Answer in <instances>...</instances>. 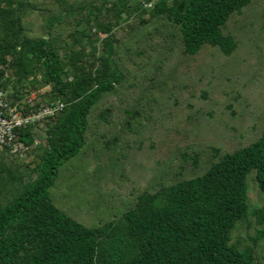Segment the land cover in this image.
Returning <instances> with one entry per match:
<instances>
[{"label": "trees", "instance_id": "16d2710c", "mask_svg": "<svg viewBox=\"0 0 264 264\" xmlns=\"http://www.w3.org/2000/svg\"><path fill=\"white\" fill-rule=\"evenodd\" d=\"M253 1L0 0V90L13 104L37 92L25 105L31 111L48 102L66 104L45 121L42 143L35 145L34 127L21 135L31 146L28 156L36 154L35 178L16 179L5 162L8 153L0 151V184L18 181V189L0 202V264H264L256 250L264 241V207H254L249 193L254 173L264 194V128L257 141L221 155L205 173L160 183L121 218L100 227L73 218L50 192L61 169L86 148L92 113L126 81L136 80L122 67L123 43L138 46L136 54L127 46L129 57L172 51L178 42L188 56L206 45L231 55L237 42L223 29ZM119 32L129 37L120 42ZM110 112L99 117L108 123ZM127 113L133 119L139 114ZM191 158L199 167L198 157ZM251 217L261 227L250 236L252 243H234V231L242 223L251 226Z\"/></svg>", "mask_w": 264, "mask_h": 264}, {"label": "rangeland", "instance_id": "374dc122", "mask_svg": "<svg viewBox=\"0 0 264 264\" xmlns=\"http://www.w3.org/2000/svg\"><path fill=\"white\" fill-rule=\"evenodd\" d=\"M223 32L237 42L231 55L206 45L199 54L188 56L178 42L172 51L161 48L148 57H129L127 46L132 45L135 54L138 46L129 40L123 43L122 67L136 80L126 81L92 113L86 148L61 169L50 191L59 208L88 227H100L121 218L160 183L201 175L221 155L257 141L264 128V0H254L234 14ZM127 37L119 32L120 42ZM141 41L144 49L147 41ZM165 53L170 58L161 61L159 54ZM133 82L138 85L132 89ZM106 109L111 111L108 123L99 117ZM127 109L137 111V118ZM35 134L42 143L46 127L37 128ZM35 161L34 153L25 158L5 154L16 179L35 178ZM253 174L251 201L263 208L264 194ZM17 184H0V202L11 197ZM251 220V226L242 223L234 231V243L243 247L252 243L250 236L261 227L255 217ZM256 250L263 262L264 241Z\"/></svg>", "mask_w": 264, "mask_h": 264}, {"label": "built area", "instance_id": "2783aa9c", "mask_svg": "<svg viewBox=\"0 0 264 264\" xmlns=\"http://www.w3.org/2000/svg\"><path fill=\"white\" fill-rule=\"evenodd\" d=\"M146 6L151 8L153 3ZM37 95V92H33L27 98L13 104L7 93L0 90V151L20 158L27 157L31 146L21 139L22 133L34 127L35 145L39 144L35 130L44 127L46 120L55 117L66 108L65 103L53 101L36 111L25 109V105L32 103Z\"/></svg>", "mask_w": 264, "mask_h": 264}]
</instances>
